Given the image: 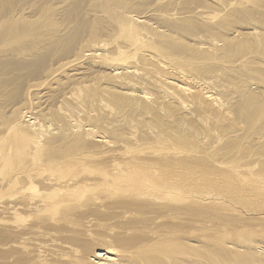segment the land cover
Segmentation results:
<instances>
[{
  "label": "bare ground",
  "instance_id": "bare-ground-1",
  "mask_svg": "<svg viewBox=\"0 0 264 264\" xmlns=\"http://www.w3.org/2000/svg\"><path fill=\"white\" fill-rule=\"evenodd\" d=\"M0 264H264V0H0Z\"/></svg>",
  "mask_w": 264,
  "mask_h": 264
},
{
  "label": "rangeland",
  "instance_id": "rangeland-1",
  "mask_svg": "<svg viewBox=\"0 0 264 264\" xmlns=\"http://www.w3.org/2000/svg\"><path fill=\"white\" fill-rule=\"evenodd\" d=\"M94 47H95V46H94ZM92 48H93V47H92ZM96 48H98V49L106 48L107 51L109 50V48L106 46V43L99 44L98 46H96ZM124 52H127V53H126L127 56L125 55L126 57H124V58L131 57V56L134 54L133 51L131 52V50H130V52H129L128 50H127V51H124ZM113 54H114V53H113ZM135 65H136L137 68H138V67H139V68H146V67H148L147 64H146V62H145V65H146V66H145L143 63H136ZM140 65H141V66H140ZM142 65H144V66H142ZM145 71H146V72H149V71L152 72L151 69H150L149 71H148V70H145ZM143 87L146 88V86H143ZM148 89H149V88H146L147 91H149ZM93 113H95V112H91V115H92ZM95 114H96V113H95ZM241 127H242L243 129H245V125L242 124V123H241ZM243 141H244V140H243ZM243 141H242V142H243ZM246 141H247V140H245L243 143H241V144L239 145V147L236 146L237 148L234 147L235 149H234V148L231 149L230 155H238L239 152H240V150H239L238 148H242L241 145H242L243 147H246V144H245ZM242 151H243V149H242ZM62 155H63V154H62ZM62 155H58V156H56V158L61 157ZM115 155L118 156V152H117V151H111V152H109V156H110V157L115 156ZM116 156H115V157H116ZM82 161H86V158L84 157ZM110 165H111L110 163H106V164H104L105 167H104L103 169H104L105 171L110 170ZM52 171L54 172L55 175H56V174L58 175V176H57V175H56V176L54 175L53 178H57V177L59 178V177H60V174H61V173H60L59 171H57V170L55 169V167L52 169ZM73 180H74L73 182H75V183L78 184V185H82V184L88 185V184L93 183V182L90 181L89 179H83V180H78V179H77V180H76V179L74 178ZM76 181H77V182H76Z\"/></svg>",
  "mask_w": 264,
  "mask_h": 264
}]
</instances>
